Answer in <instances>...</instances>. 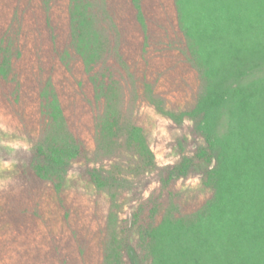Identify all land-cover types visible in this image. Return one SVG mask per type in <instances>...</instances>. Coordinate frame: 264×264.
I'll list each match as a JSON object with an SVG mask.
<instances>
[{"label":"trees","instance_id":"16d2710c","mask_svg":"<svg viewBox=\"0 0 264 264\" xmlns=\"http://www.w3.org/2000/svg\"><path fill=\"white\" fill-rule=\"evenodd\" d=\"M142 97L177 124L191 121L204 141L194 156L168 169V181L206 163L205 185L212 192L193 213L164 214L140 231L134 213L118 230L127 234L125 242L111 227L118 218L111 207L101 264H132L130 249L141 264H264L261 0H0V109L32 144L30 152L15 153L19 163L5 173L15 183L0 193L8 207L0 206L11 211L23 197L30 199V190L44 188L32 215L14 208L6 215L9 234L21 237L9 240L32 232L38 242L44 227L82 219L68 211L66 195L82 190L74 178L78 169L85 174L82 188L105 191L113 205L120 173L91 166L95 160L86 154H109L121 145L134 151L137 163H155L145 126L126 116L133 99L139 111ZM170 100L184 107L170 109ZM0 156L10 158L4 149ZM52 195L57 202L51 207ZM59 233L53 251L45 255L38 248L24 263L87 264L84 249H76L82 240L70 234L57 245ZM24 257L21 250L18 260Z\"/></svg>","mask_w":264,"mask_h":264},{"label":"rangeland","instance_id":"374dc122","mask_svg":"<svg viewBox=\"0 0 264 264\" xmlns=\"http://www.w3.org/2000/svg\"><path fill=\"white\" fill-rule=\"evenodd\" d=\"M135 102L136 101L133 99L132 102L127 105L126 116L130 121L139 124L143 123L142 126H145L147 131L150 148L152 149V147L159 145V152L163 154V159L157 160L156 158L153 164L141 165L136 162L135 158L133 159L131 153L134 154V151L121 145H115V148L112 149L109 154L105 151H100L97 156H94L92 153L86 154L84 158H93L95 160V162L91 163V166L108 169L114 174L116 171L120 173L118 178H121L122 186L114 189L115 195L117 194L116 200L114 199L113 205H111L110 196H108L105 191L97 190L95 187H88L84 190L82 185L83 180L86 181L83 178L85 174H83L82 170L78 169L79 175L76 176L75 173H72V176H76L74 178L80 182V189L82 190L74 189L71 193L66 192V195H68L69 198H67V201H69L68 205L72 206L68 208V211H70L72 215H76V213L78 214V212H80L82 219L79 218L81 220L78 221V216H76L72 217V221L69 224H61L58 220L59 223H55V225L52 223L49 228L44 227L38 234V236H41L38 242L30 238V235H35L32 232L26 235L25 240H14L13 242L9 240L13 234H9V227L12 226L11 221L6 219V215L8 213L13 215V208V212H16V210L32 211V209L36 208L34 203H42L44 198L41 194L44 192V188H39L38 191L34 192L30 190V199L23 197L22 202L18 205L12 204L11 211H8L9 208L7 210L3 205V208L0 206V241H3L5 244V247L0 244V248L2 247V249H0V264H2V261H9L10 259L16 260L14 264H28L24 262L26 260L28 262L31 261L30 257L34 255L38 248L42 249L45 255H48L51 250L53 251V246H55L54 239H56V233H59L60 229L62 232L59 234L62 240L57 241V245L64 243V236L76 234V242L82 240L80 243H76V249H84V256L87 259V264H101L102 246L108 240L106 227L111 207L113 211H116L115 213H117L118 217L116 221L118 224H116L114 219L111 227L114 229L116 228V231L124 229L121 227L127 223L125 221L132 220L134 213H137L133 220L136 225L135 230L140 231L150 224L158 223L164 214L168 213L176 217L191 214L204 205L210 198L212 191L205 185L204 178V172L207 166L206 163L197 164L186 177H177L168 181V169H171L174 165L181 162L184 156H194L198 147L204 144L203 139L195 133L192 122L186 120L183 124H177L157 113L161 118L169 121V123L165 125V128L170 139L168 137H161L159 131L156 132V136L154 137L153 127L157 122L148 120L146 115H141V107L138 111V109H136L138 103ZM140 102L142 106L146 105L144 99L140 100ZM168 102L167 106L170 109L178 110L180 107H184L183 102L180 103L173 100ZM26 125L29 131L32 124L26 123ZM26 133L24 132L22 135ZM86 144L88 150L94 149L92 140H87ZM154 155L155 157L157 156L156 153H154ZM164 161L169 162L164 163ZM90 162L89 160V163ZM80 168L84 169L85 164L81 163ZM189 177H199V184L195 188L191 186L185 187V182ZM123 178L129 180V182H133V186H129V182L128 184L124 183L123 181L125 180H123ZM153 185H155V187H153ZM7 191L8 190L0 191V193H6ZM145 192L149 193L147 197L144 195ZM32 196H34L35 199H32ZM44 202L48 206L45 200ZM56 202L57 198L55 195H52L49 206L52 207V204H56ZM2 203L8 207L9 199L0 201V205ZM30 214L32 215V212H30ZM30 214L28 219L31 218ZM59 218L63 217L60 215ZM119 236L124 242L126 241L125 237L128 238L127 234H122V232L119 233ZM13 237H17L18 240L21 239L18 235H13ZM21 250L22 253H25L26 257L18 260V253ZM130 256L132 264H141L138 255L133 249H130Z\"/></svg>","mask_w":264,"mask_h":264},{"label":"clouds","instance_id":"9594fccd","mask_svg":"<svg viewBox=\"0 0 264 264\" xmlns=\"http://www.w3.org/2000/svg\"><path fill=\"white\" fill-rule=\"evenodd\" d=\"M140 114L146 115L148 120L156 121L157 124L153 127V136H156V132L159 131L161 137H170L165 128V125L169 121L161 118L155 110L148 105H143L140 108ZM17 122L13 120L11 114H6L3 109H0V149H4L9 153L10 158L5 160L0 156V191H5L9 189V186L15 183L14 177L12 175H5V173H13L15 171L16 165L19 163L18 160L14 158L15 153L18 151H23L28 153L32 149V144L28 140L26 135H20L16 132ZM159 138V137H157ZM160 146L157 145L152 147V151L157 154V160L163 159V154L159 152ZM169 161H164L168 163ZM72 174L69 173V177ZM199 184V177H189L185 182V187L191 186L195 188ZM179 186V184H178ZM155 187V185H153ZM144 195L147 197L148 192H145Z\"/></svg>","mask_w":264,"mask_h":264},{"label":"snow or ice","instance_id":"6c2138e0","mask_svg":"<svg viewBox=\"0 0 264 264\" xmlns=\"http://www.w3.org/2000/svg\"><path fill=\"white\" fill-rule=\"evenodd\" d=\"M229 2L237 3V4H244L250 2V0H229ZM262 3H264V0H261Z\"/></svg>","mask_w":264,"mask_h":264}]
</instances>
